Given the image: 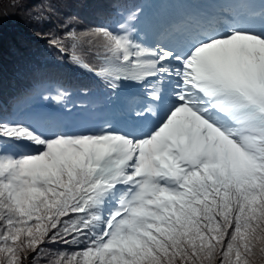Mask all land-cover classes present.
Instances as JSON below:
<instances>
[{
  "label": "snow or ice",
  "instance_id": "obj_1",
  "mask_svg": "<svg viewBox=\"0 0 264 264\" xmlns=\"http://www.w3.org/2000/svg\"><path fill=\"white\" fill-rule=\"evenodd\" d=\"M79 2L8 0L103 100L0 96V264H264V0Z\"/></svg>",
  "mask_w": 264,
  "mask_h": 264
},
{
  "label": "rangeland",
  "instance_id": "obj_2",
  "mask_svg": "<svg viewBox=\"0 0 264 264\" xmlns=\"http://www.w3.org/2000/svg\"><path fill=\"white\" fill-rule=\"evenodd\" d=\"M97 0H80L69 9H63L66 13H74L82 18L83 23L78 27L83 29L86 20L89 19L90 13L94 12ZM38 2V0H37ZM172 5V4H170ZM176 6V5H172ZM157 9L167 8V5H154ZM157 10L150 9V14ZM0 12L3 13V18L0 20V33H2V45H0V57L2 53H6L3 63L8 68L17 67L25 69H33L35 72H42L44 63L38 62V56L42 53L43 56H49V52L53 53L51 62L56 64L60 62L59 52L48 45L46 38H38L33 33L36 29L28 25L23 18L20 9L9 7L8 0H4L0 5ZM42 32L48 31V26L41 29ZM89 76V75H88ZM90 79L94 80L91 76ZM1 82V80H0Z\"/></svg>",
  "mask_w": 264,
  "mask_h": 264
},
{
  "label": "trees",
  "instance_id": "obj_3",
  "mask_svg": "<svg viewBox=\"0 0 264 264\" xmlns=\"http://www.w3.org/2000/svg\"><path fill=\"white\" fill-rule=\"evenodd\" d=\"M145 0H130V3H144ZM97 9L90 13L89 19L86 20L85 27L89 24L99 23L101 20V13L104 7L99 3H95ZM49 56H43L42 53L37 55L38 62L44 63L42 72H35L32 68L25 69L13 67L8 68L6 63L3 61L5 59L6 53H2L0 57V96H2L3 101L7 103L11 97L19 94L33 85L34 82L42 80L48 82L49 84L55 86L60 85L66 87L73 94H80L81 89H89L91 93H98L96 101L103 100V91L101 86L95 81L90 79V77L80 71L79 69H74L68 64L67 55L58 54L60 62L53 65L51 62L53 53L49 52ZM88 97V96H87ZM90 97V95H89Z\"/></svg>",
  "mask_w": 264,
  "mask_h": 264
},
{
  "label": "bare ground",
  "instance_id": "obj_4",
  "mask_svg": "<svg viewBox=\"0 0 264 264\" xmlns=\"http://www.w3.org/2000/svg\"><path fill=\"white\" fill-rule=\"evenodd\" d=\"M179 5H176L175 7L174 6H172V5H167V8H162V9H168V10H171V11H178V10H181V8L179 7V8H177V9H175L176 7H178ZM185 6H188V5H185ZM188 7H191V6H188ZM157 11H155V12H153V14L154 13H156Z\"/></svg>",
  "mask_w": 264,
  "mask_h": 264
}]
</instances>
